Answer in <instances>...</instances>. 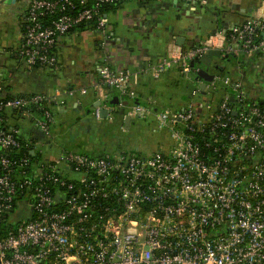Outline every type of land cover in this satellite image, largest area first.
Here are the masks:
<instances>
[{"label":"built area","instance_id":"obj_1","mask_svg":"<svg viewBox=\"0 0 264 264\" xmlns=\"http://www.w3.org/2000/svg\"><path fill=\"white\" fill-rule=\"evenodd\" d=\"M90 1L93 6L79 10L75 0H31L25 64L55 68L60 39L82 24L96 21L95 30L105 34L102 8L124 0ZM230 36L237 48L224 47L226 37L219 45L211 38L177 48L144 71L160 79L178 67L195 82L182 109L142 101L130 86L140 73L114 70L108 60L101 66L96 119L113 120L105 91L115 90L129 100L124 116L131 121L154 117V131L169 136L166 150L99 157L66 151L36 168L28 158L1 155L0 264H264V105L251 102L256 96L226 75L214 74L202 89L205 81L190 65L210 49L264 54V6ZM51 100L64 106L31 95L0 100V111L33 118L56 142L55 115L43 106ZM102 109L108 119H100ZM18 133L0 128V149L32 144L23 145Z\"/></svg>","mask_w":264,"mask_h":264},{"label":"crops","instance_id":"obj_2","mask_svg":"<svg viewBox=\"0 0 264 264\" xmlns=\"http://www.w3.org/2000/svg\"><path fill=\"white\" fill-rule=\"evenodd\" d=\"M10 2V5L0 6V99L44 95L63 101L64 106L56 110L64 126V141L73 149L70 143L74 137H91L97 130L94 122L100 120L95 119L93 105L98 101L96 86L101 80L100 68L105 60L114 70L140 73L138 82H131L130 86L139 93L142 101H155L159 108L182 109L188 103L189 91L176 87L180 75L178 67L165 72L160 79L149 77L144 71L176 50L196 48L211 38L221 44L222 37L227 38L228 33L241 27L264 6V0H193L192 3L125 0L105 14V34L91 28L75 30L60 39L55 68H30L21 57L28 0ZM176 37L185 38L183 47L175 45ZM223 43L224 47L233 44L237 48L234 41ZM235 57L232 65H228V72L211 69V73L226 75L242 83L254 97L264 95V54L259 50H242L235 52ZM162 79L175 87L171 90L176 95L168 98L170 91L165 92L154 85ZM105 92L109 98L120 96L115 90L106 89ZM182 98L186 99L182 101ZM89 109L93 111L91 114L87 112ZM124 120L125 116L121 127ZM11 124L25 139L36 142L47 161L69 151L66 146L60 148L63 142L44 137L33 118L21 117Z\"/></svg>","mask_w":264,"mask_h":264},{"label":"rangeland","instance_id":"obj_3","mask_svg":"<svg viewBox=\"0 0 264 264\" xmlns=\"http://www.w3.org/2000/svg\"><path fill=\"white\" fill-rule=\"evenodd\" d=\"M178 78L179 79L178 82H176V87L180 88V90L182 91L188 92L196 85L195 82H191L189 79H186V77H183L181 75H179ZM154 85L160 89L163 88L165 92L170 91L168 98L169 96H172V94H177L176 92L171 90V88L174 89L175 87H171V83L168 84L166 80H158L154 82ZM185 99L186 98H182V101H184ZM167 104L170 105L171 103ZM114 118L117 119L116 123H105L103 127L98 128V132L94 135L96 137L95 141L93 137H91V139H88L87 137H74L77 143H93L98 147L97 152L86 151L88 155L93 157H99L102 154L103 156H113L122 151L124 153L139 152L141 155L149 156L151 155V153L157 151L158 149L166 150L170 145V139L166 133L154 131L155 124L153 116L149 117L147 120L134 118L133 125L128 131L121 128V114L114 115ZM55 121L56 122L53 127V134L55 136V139L56 141L63 142L67 147V144L64 141L65 130L63 124L61 123V115L56 114ZM67 148L69 151L74 153H85L73 148ZM104 149H106L105 151H107V153L103 152Z\"/></svg>","mask_w":264,"mask_h":264},{"label":"trees","instance_id":"obj_4","mask_svg":"<svg viewBox=\"0 0 264 264\" xmlns=\"http://www.w3.org/2000/svg\"><path fill=\"white\" fill-rule=\"evenodd\" d=\"M124 1H122V2H124ZM141 1H148V0H141ZM75 2L78 5V9L79 10L80 9H83L84 7L93 6V2L90 1V0L87 1L85 4H82V0H75ZM121 3H117V4H114V5L104 6L102 8L103 15H105L108 12L109 9L115 8L117 5H119ZM95 26H96V21H91L89 23H85V24H82V25H80L78 27H75L69 33H72L75 30H81V29H84V28H91V29L95 30L96 29ZM230 35H231V33H228L227 34V39L229 41H231V36ZM177 69L179 70L178 72H180V69L179 68H177ZM25 97H28V96H23V97H7L4 100H6V99H15V98H25ZM0 100H2V99H0ZM251 102H257V103H259L261 105H264V95H262L261 97H256V99L254 101H251ZM43 106H44L45 109L53 112L54 115L57 114V110H56L57 107H56L54 101H52V100L51 101H48V102L44 103ZM33 115H34L35 118H39V117H41L42 112L39 111V110H35L34 113H33ZM21 117H22V115H21L20 111H18V110H8V111L1 110L0 111V128L1 129H9V130L12 129V128L13 129H17L16 126H12L11 121H15V120H17V119H19ZM17 137H18V139L20 140V142L23 145H25L26 143H28V141H31V140L25 139L19 133L17 134ZM76 150H78L80 152H85L83 154H87L86 151H82V150H79L77 148H76ZM79 154H81V153H79ZM1 155L9 156L10 158H12V157H17V158L25 157V158H28V159H30V164H31V167L32 168H36V167H38L41 164H47V162H48L44 158V156L41 153V151L37 148L36 142H34V141H32V144H30L29 147L24 146V148L22 147L21 149L14 150V151L13 150H8V151L4 150L3 151V150L0 149V156ZM101 156H103V155H101Z\"/></svg>","mask_w":264,"mask_h":264},{"label":"water","instance_id":"obj_5","mask_svg":"<svg viewBox=\"0 0 264 264\" xmlns=\"http://www.w3.org/2000/svg\"><path fill=\"white\" fill-rule=\"evenodd\" d=\"M193 0H184V2L192 3ZM10 0H0V6L10 5ZM196 4V2H195ZM175 45L178 47H183L185 45V38L184 37H176L174 39ZM173 44V43H172ZM171 45V44H170ZM169 44L167 46H170ZM235 60V53H225L223 50L220 49H210L208 52H206L202 57L192 61L190 63L192 68H195L197 66H204L205 68H200L197 75L199 78H201L203 81H205L204 84H202L201 88L205 89L206 83L211 82L213 80L214 74L210 72L211 67H214L215 70L220 72H226L228 65H232V59ZM222 62H226L227 65H223ZM233 68L236 69L237 67L233 65ZM124 97H122L123 99ZM233 101V99H232ZM119 98L114 97L109 104L116 106L119 105ZM138 103V102H137ZM102 102L98 100L93 107L96 109L100 107ZM125 105H127V102H124ZM88 114H91L93 111L89 109ZM124 116V111L120 113ZM109 111L107 109L100 110L99 117L102 120L108 119ZM124 129L128 131L131 126V117L125 116V120L123 123Z\"/></svg>","mask_w":264,"mask_h":264},{"label":"flooded vegetation","instance_id":"obj_6","mask_svg":"<svg viewBox=\"0 0 264 264\" xmlns=\"http://www.w3.org/2000/svg\"><path fill=\"white\" fill-rule=\"evenodd\" d=\"M30 2H31V0H28V6H29V4H30ZM28 9V8H27ZM26 12H27V10H26ZM26 12H25V14H24V16L26 15ZM231 59L233 60V57H231ZM233 62V61H232ZM222 64L223 65H227V63L226 62H222ZM201 68H205L204 66H201ZM211 69H214V67H211ZM211 69H210V72H211ZM214 71H217V70H215L214 69ZM119 98V100H120V102H119V105H116V106H113V105H111L112 107H113V112H112V117H113V120L112 121H98V122H94L95 124V126H96V128H97V130L95 131V134L98 132V128L99 127H103V125L105 124V123H111V124H114V122L116 123V118H114V115H117V114H120L121 112H123L124 111V115H125V113H126V111H127V108L129 107V105H130V102H129V100L126 98V97H124L123 99H122V96H119L118 97ZM113 99V97L111 98L110 97V99H109V102L111 101ZM124 102H127V105H125L124 104ZM123 118H124V116L122 115V120H121V124H122V122H123ZM96 119V118H95ZM97 121V120H96ZM93 124V123H92ZM120 124V125H121ZM91 137H93V139H94V141H95V139H96V137L93 135V136H91ZM91 137H87L88 139H91ZM72 142V144L70 143V145L72 146V147H74L75 149L77 148V149H79V150H82V151H91V152H94V151H97L98 150V147L95 145V144H93V143H77L76 142V140L75 139H72L71 140ZM60 148L61 149H64L65 148V144L64 143H62L61 144V146H60ZM104 150H106V149H104Z\"/></svg>","mask_w":264,"mask_h":264}]
</instances>
